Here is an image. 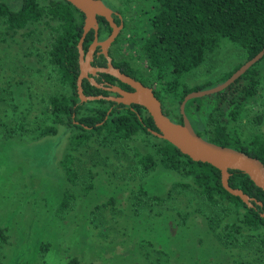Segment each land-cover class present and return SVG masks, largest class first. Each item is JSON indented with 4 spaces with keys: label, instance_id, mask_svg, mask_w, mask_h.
Returning <instances> with one entry per match:
<instances>
[{
    "label": "rangeland",
    "instance_id": "374dc122",
    "mask_svg": "<svg viewBox=\"0 0 264 264\" xmlns=\"http://www.w3.org/2000/svg\"><path fill=\"white\" fill-rule=\"evenodd\" d=\"M8 1L16 6L18 0ZM102 1L112 10L121 8L126 23L111 46L114 59L125 57L147 75L145 61L126 39L128 29L140 23L154 0ZM54 23L42 17L10 35L3 33L0 23V226L7 236L0 244V264H62L71 256L84 264H263L257 236L264 229L241 225L240 218L210 206L191 186L172 190V183L189 178L163 168L157 158L152 171H136L126 149L134 146L152 153L154 138L140 133L105 145L91 139L72 151L68 144L72 128L56 124L55 133L40 136L31 130L48 123L41 112L46 96L63 92L45 58L49 25ZM243 61L241 50L221 39L184 81L188 86L212 87ZM258 65L263 72L258 95L239 119L228 124L241 135L264 133V59ZM162 102L164 108L169 106L165 99ZM188 116L192 122L196 119ZM17 121L24 122L28 132L4 137L3 126ZM193 128L200 127L195 123ZM66 153L72 154L79 173L75 183L66 179L59 164ZM139 185L146 192L142 197ZM64 191L73 198L59 211ZM153 194L163 201L150 202L147 197ZM108 198L112 203L101 206ZM225 222L241 225L244 243L224 245L217 240L216 232Z\"/></svg>",
    "mask_w": 264,
    "mask_h": 264
},
{
    "label": "trees",
    "instance_id": "16d2710c",
    "mask_svg": "<svg viewBox=\"0 0 264 264\" xmlns=\"http://www.w3.org/2000/svg\"><path fill=\"white\" fill-rule=\"evenodd\" d=\"M116 10L123 19V10L119 7H116ZM42 17L55 22L49 25L51 36L47 42L45 58L63 92L46 96L41 112L48 123L31 130L40 136L55 133L56 124L72 128L68 138L72 151L85 146L91 139L105 145L123 143L140 133L152 137L155 139L152 153L141 152L134 146L125 151L138 173L147 174L152 171L157 158L163 168L189 178V182L172 183V190L191 186L210 206H219L227 214L240 218L241 225L251 230L264 229V217L259 215L264 212V190L256 187L246 174L228 169L227 182L229 186L238 188L260 201V205L251 202L253 206L247 207L237 196L229 194L221 187L218 169L208 163L191 160L169 142L152 135L147 129L156 131V128L143 107L137 104H118L104 99L78 102L75 78L78 73L76 42L81 33L83 19L80 11L65 0H18L16 6H12L8 0H0V23L5 34H13L30 23L38 22ZM96 20L97 36L102 39L109 33L110 28L103 17L96 16ZM114 20L118 21L117 18ZM122 22L123 31L126 23L124 20ZM128 31L130 37L126 39L127 45L145 61L148 73L143 75L139 69L133 68L125 57L115 60V56H111L112 65L142 84L152 87L154 96L161 103L163 114L180 123L178 104L182 97L190 91L207 87L206 84L188 86L184 76L199 66L206 55L219 46L221 39L234 43L243 53L244 61L264 46V0H154L152 8L145 13L140 23L132 25ZM92 33L93 31L89 30L85 34L83 51L92 41ZM119 36L120 34L115 37L114 43L118 41ZM263 59L264 52L258 61L227 87L205 95L207 99L187 100L184 113L192 128L195 123L199 125V130H193L203 139L240 150L257 158L264 166V133L241 135L228 128L229 123L240 118L245 105L258 95L263 78L258 64ZM241 63L224 73L215 84L225 80ZM90 64L104 66L105 58L102 54L95 55L94 51ZM98 75L111 83L115 81L122 89L130 90L127 85L108 74ZM98 77L95 78L97 83ZM81 87L86 95H107L106 90L93 86L86 78L82 79ZM164 99L169 103L166 108L162 105ZM189 114L195 115L194 123ZM256 120L260 121V116H256ZM207 123L211 125L208 134L205 129ZM3 129L2 134L7 138L28 132L27 125L21 121L9 122ZM59 164L70 183L79 179L71 153L64 154ZM137 191L140 197L146 194L141 185ZM72 198L71 194L64 191L57 209L63 211L68 208ZM147 199L155 203L163 201L161 196L155 194L149 195ZM111 203L112 200L108 198L101 206ZM241 225L233 222L222 223L215 235L217 240L224 245L244 243ZM6 238L5 228L0 226V244L5 242ZM257 238L263 247L264 264V234L258 235ZM41 247L44 249L46 246L42 244ZM62 264L84 263L71 256Z\"/></svg>",
    "mask_w": 264,
    "mask_h": 264
},
{
    "label": "water",
    "instance_id": "95a60500",
    "mask_svg": "<svg viewBox=\"0 0 264 264\" xmlns=\"http://www.w3.org/2000/svg\"><path fill=\"white\" fill-rule=\"evenodd\" d=\"M83 15L81 33L76 42L77 67L78 73L75 78V91L78 102H86L98 99L112 101L118 104L130 105L137 104L145 109L150 116L155 130L147 129L152 135L163 139L173 145L181 154L186 155L193 161H200L210 164L219 170V181L221 187L233 196H237L247 207H252L254 202L260 205V201L243 193L240 189L229 186L227 179L228 169L238 170L247 175L249 180L260 189L264 190V166L255 157L249 156L244 152L222 146L203 139L192 128L187 116L184 113V104L187 100L205 95L216 93L240 76L247 68L258 61L264 52V46L251 58L242 62L225 80L215 84L212 87L201 90H193L186 93L178 104V112L181 116V122H174L165 116L162 112L159 100L154 96L152 87L142 84L121 72L111 63L107 49L115 39L122 27V22H114L113 15L120 18L117 12H114L106 6L102 0H65ZM96 16H101L107 22L110 31L102 39L97 36ZM93 31L92 41L88 44L85 51L82 49V42L85 34ZM105 58L104 66H93L90 64L95 48ZM104 73L114 77L119 82L127 85L130 90L122 89L117 85H108L103 87L97 83L90 75ZM87 79L90 84L97 88L104 89L112 94L108 95H86L82 92V79ZM259 215L264 217V212Z\"/></svg>",
    "mask_w": 264,
    "mask_h": 264
},
{
    "label": "flooded vegetation",
    "instance_id": "af4514ba",
    "mask_svg": "<svg viewBox=\"0 0 264 264\" xmlns=\"http://www.w3.org/2000/svg\"><path fill=\"white\" fill-rule=\"evenodd\" d=\"M114 12H117V10H113ZM118 13V12H117ZM119 14V13H118ZM120 15V14H119ZM113 18L115 19V18H117L118 19V21L117 22H115L116 24H118L119 23V20L122 22V18H121V16H120V18H118L117 16H115V15H113ZM115 21V20H114ZM122 27H123V22H122ZM122 27H121V29H122ZM121 29L119 30V32L121 31ZM118 32V33H119ZM93 34V33H92ZM108 34V33H107ZM118 35V34H117ZM117 35H116V37H117ZM98 39H101L100 38V36H98ZM114 44V40L112 41V43L110 44V46L108 47V49H107V52H108V55L110 56V58L112 59V57L111 56H113V52L111 51V46ZM99 54H101L100 52H99V48L98 47H96L95 48V55H99ZM103 56V55H102ZM92 61V60H91ZM94 80H95V78H97L99 75H98V73H96L95 75H90ZM99 78V83L103 86V87H106V86H108V85H117L118 86V84L114 81V82H109V81H107V80H105L103 77H98ZM120 87V86H119ZM152 91H153V93H154V90L152 89ZM108 94H112V93H110V92H108L107 91V95ZM161 104V103H160Z\"/></svg>",
    "mask_w": 264,
    "mask_h": 264
}]
</instances>
